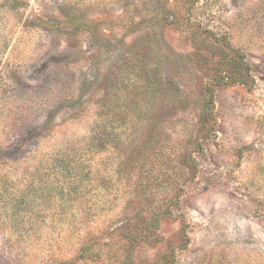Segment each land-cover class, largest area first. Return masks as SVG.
<instances>
[{
    "label": "rangeland",
    "instance_id": "374dc122",
    "mask_svg": "<svg viewBox=\"0 0 264 264\" xmlns=\"http://www.w3.org/2000/svg\"><path fill=\"white\" fill-rule=\"evenodd\" d=\"M0 264H264V0H0Z\"/></svg>",
    "mask_w": 264,
    "mask_h": 264
},
{
    "label": "trees",
    "instance_id": "16d2710c",
    "mask_svg": "<svg viewBox=\"0 0 264 264\" xmlns=\"http://www.w3.org/2000/svg\"><path fill=\"white\" fill-rule=\"evenodd\" d=\"M85 173L86 174H85V178L84 179H87L88 180V178H87V174L88 173L87 172H85ZM89 180H91V178ZM95 180H96V178L94 176L93 177V181H95ZM73 183L74 182H70V184H73ZM74 185H76V186H72L71 190H69L68 193H71L72 192V199H74V201H75V195H78V197H83L82 195L85 196L86 190L85 189H82V190L79 189V182L76 183V184H74Z\"/></svg>",
    "mask_w": 264,
    "mask_h": 264
}]
</instances>
